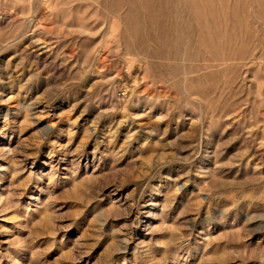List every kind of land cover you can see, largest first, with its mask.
Wrapping results in <instances>:
<instances>
[{
	"label": "rangeland",
	"instance_id": "1",
	"mask_svg": "<svg viewBox=\"0 0 264 264\" xmlns=\"http://www.w3.org/2000/svg\"><path fill=\"white\" fill-rule=\"evenodd\" d=\"M0 264H264V0H0Z\"/></svg>",
	"mask_w": 264,
	"mask_h": 264
}]
</instances>
